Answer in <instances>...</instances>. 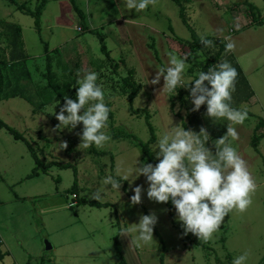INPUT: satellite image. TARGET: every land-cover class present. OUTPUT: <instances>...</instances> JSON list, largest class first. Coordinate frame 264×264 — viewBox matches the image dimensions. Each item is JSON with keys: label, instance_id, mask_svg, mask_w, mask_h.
<instances>
[{"label": "rangeland", "instance_id": "obj_1", "mask_svg": "<svg viewBox=\"0 0 264 264\" xmlns=\"http://www.w3.org/2000/svg\"><path fill=\"white\" fill-rule=\"evenodd\" d=\"M15 1L33 12L43 2L45 8L38 31L33 17L18 11L11 0H0L1 69L5 75L0 101V122L5 125H0V264L23 263L30 253L43 255L45 264H53L48 261L63 253L78 254L75 264H102L107 259L108 264H118L121 257L116 243L121 244L122 236L132 238L142 264H161V260L164 264H232L234 257L245 252L247 264H264V156L257 155L249 144L254 134L250 126L243 132L235 125L233 142L238 149V142L244 143L246 155L240 157L255 183L250 193L252 203L244 212L230 211L208 241L178 230L182 227L170 201L156 203L147 198L146 178H131L137 162V166L148 163L143 160L141 146L130 139H115L128 133L147 144L152 138L145 119L149 115L156 136L149 149L157 163L158 149L153 150L158 136L176 126L197 134L204 129L206 133L199 134L200 138L213 154L220 138L227 141V120L209 118L206 105L199 111L192 110L189 84L203 70L198 59L193 61L192 48L184 46L194 40L180 18L179 6L172 0H154L136 13L128 10L123 0ZM181 1L196 35L213 41L209 47L202 45L200 54L223 51L218 61L226 60L238 73L231 106L238 108L249 93L245 75L236 68V58L257 94L264 95V24H253V19L264 22V0ZM247 1L258 9L256 15L247 12ZM10 25L22 30L23 49L17 52L23 55L19 62L10 59ZM228 42L234 44L231 51L225 50ZM175 44H183L178 52L172 49ZM172 51L180 56L174 54L178 59L181 55L188 59L183 84L175 92H168L163 91V77L156 85L151 80L158 67L168 66ZM48 56L56 83L73 100L77 79L89 71L98 74L97 83L110 109L104 131L111 139L103 147L81 145L82 124L71 131L57 129L56 114L65 101L53 102L56 95L45 78ZM201 59L208 62L206 57ZM131 69L138 87L133 102L131 90L124 84ZM241 109L251 112L247 116L251 122L264 118V112L253 101ZM133 110L143 113L137 115ZM26 142L37 155L41 170L50 164L46 173L31 177L38 166ZM62 143L67 147L61 148ZM120 176L130 178L121 181L119 190L104 184L107 177ZM136 186L144 191L141 203L133 205L129 196L134 195L132 189ZM96 192L101 193L100 200L93 198ZM82 200L109 206L96 207ZM147 214H155L158 222L153 240L144 242L137 239L134 224ZM47 245L54 249L46 251ZM100 258L103 262H98Z\"/></svg>", "mask_w": 264, "mask_h": 264}, {"label": "clouds", "instance_id": "obj_2", "mask_svg": "<svg viewBox=\"0 0 264 264\" xmlns=\"http://www.w3.org/2000/svg\"><path fill=\"white\" fill-rule=\"evenodd\" d=\"M128 10L140 13L148 8L154 0H123ZM230 41V37H225ZM200 43L209 47L213 41L200 36ZM234 48L232 42L225 45L226 51ZM188 57H169L167 67H158L157 74L151 83L159 84L163 77V91L175 92L183 84ZM78 77L80 73H77ZM237 71L226 60L199 72L197 78L190 81V99L193 111H199L206 105V115L211 119H224L227 124L226 135L236 138L232 124H243L247 119V111L231 106L232 93L235 91ZM98 74L89 71L77 79L76 99L65 96L63 107L56 114L59 121L58 130L76 129L82 124L79 133L81 145L101 148L111 137L104 129L107 127L110 109L105 103V93L97 83ZM189 87V86H188ZM181 88V87H180ZM187 88V87H185ZM89 105L88 107H85ZM206 133L201 129L200 133ZM185 128L176 126L171 132L158 136L153 151L158 163H144L131 173L134 179L144 176L148 183L147 198L156 203H172L176 210L177 222L181 224L184 234L192 233L199 240L208 241L219 228L230 211L236 209L244 212L252 203L250 193L255 190V183L247 170L245 161L235 148L219 139L216 152L205 147L200 135ZM219 145H224L222 148ZM67 147L66 143L60 145ZM129 176L107 177L104 184L119 190L121 181L129 180ZM133 179V178H132ZM130 197L133 205L141 203L142 186L132 189ZM96 200L101 193L93 194ZM158 222L155 214L141 215L136 223L137 239L153 240L154 227ZM127 233V232H122ZM248 253L234 257L232 264H247Z\"/></svg>", "mask_w": 264, "mask_h": 264}, {"label": "trees", "instance_id": "obj_3", "mask_svg": "<svg viewBox=\"0 0 264 264\" xmlns=\"http://www.w3.org/2000/svg\"><path fill=\"white\" fill-rule=\"evenodd\" d=\"M175 4H177L179 6V15H180V18L183 22V24L190 30V32L192 33V37H193V40L194 42L193 43H190L191 47H192V52L196 51V53H198V51L200 50L202 44L200 43V38L196 35L195 31L193 30V28L190 26L189 24V21H188V16H187V12H186V7H184L183 3L181 0H172ZM191 0H185L184 3H189ZM11 3L14 4L17 8L18 11L22 12L23 14H26V15H30L31 17L34 18V24H35V28L40 31V23H41V16H42V12L45 8V3H41L36 11H31L27 8V6L25 4H17L15 0H11ZM248 10L247 12L250 14V15H256V11H258V9L252 5L251 3H249L248 1L245 3ZM73 7L75 9V11L78 13L79 17H83L82 13L80 10L77 9V7L73 4ZM260 17V16H259ZM259 20V19H258ZM257 19L254 20L253 24H257V25H263L262 23H259ZM10 31H11V50H10V59L12 61H15V62H19L20 61V58L23 54L19 51L17 52V50H19V48L23 49V40H22V30L21 28H18V27H15V26H12L10 25ZM20 49V50H21ZM48 48L46 46V54H48ZM102 51L105 52V45L103 44L102 46ZM1 53V52H0ZM223 54V51L217 53V54H214V55H210V54H205L203 52H201V56H203L204 58L206 57V59L208 60V62L206 61H199L201 64H202V70L203 71H207L210 67H213L215 64L219 63V59H220V56ZM224 55H228V53H225L224 52ZM201 56H198L197 55L195 56V58L193 59L196 60L198 59L199 57ZM0 57H3V54H1ZM25 57H23L24 59ZM2 59V58H1ZM210 60V61H209ZM210 63V65H209ZM4 64V61L0 60V101H1V94H2V89L4 87V74H3V71L1 69V65ZM235 65H236V68L239 72V74L243 75L241 73V70L238 66V64L235 62ZM189 72H191L192 70H188ZM134 70H129L128 71V76L124 79V84L131 90V93H130V101L133 102V100L135 99V97L137 96L138 94V87H137V84L134 82ZM45 78L46 80L48 81V87L51 88L52 92L55 93L56 95V99L53 101L54 103H57V102H64V98H65V91H62L60 86L56 83L55 81V74L53 72V65H52V61H51V58L50 56H48L46 58V74H45ZM50 103V102H49ZM133 112L137 115H141L143 112L140 111V110H136ZM146 119V122H147V125H148V128L150 129V132H151V140L146 144V143H141L138 141L137 137L134 136V135H131V134H128V133H125V134H122L121 136L119 137H116L115 139L119 140V139H130L132 140L133 142H135L137 145L141 146L142 148V151H143V160L148 162V163H151V164H156L157 161L154 159L153 155L151 154L150 152V149H149V145L150 144H153L156 142V136H155V130L154 128L152 127L150 121H149V115H147L145 117ZM0 125L2 127H4L5 125L0 122ZM261 125L262 123L260 122L259 125L257 126V129H260L261 128ZM9 132L15 136V138L17 139H21L20 135L18 133H16L15 131L13 130H10L8 129ZM258 141V138H254V145L256 147V143ZM30 152L32 153L33 155V158L35 159L36 161V164L38 166L39 164V159L37 158V155H35L33 149L31 148V146L26 142ZM92 153H97V151H95L94 149H92ZM102 155H107L105 152H102L101 153ZM50 164L48 166H45V167H42V170L40 169L41 166H38L36 169L33 170V173L31 175V177L33 176H36L37 175V172L38 171H42L43 173H46L47 172V168L46 167H49ZM68 167V166H66ZM76 188V183L74 185V189ZM127 189V185L125 184V190ZM131 197V196H129ZM82 203L84 204H89V205H94L96 207H107L109 206L108 204H99V203H96L94 201H91V200H82L81 201ZM172 207L169 208V217L170 219L172 220ZM173 226L175 228H178L175 223H173ZM178 230L181 232V233H184L183 230L181 228H178ZM199 245H202V244H199ZM205 249H209V248H206V246H203ZM116 248H117V254L119 257H121V254H120V250H119V246L118 244L116 243ZM230 257V256H228ZM120 264H126L122 258H121V262ZM161 264H164L163 260H161Z\"/></svg>", "mask_w": 264, "mask_h": 264}, {"label": "crops", "instance_id": "obj_4", "mask_svg": "<svg viewBox=\"0 0 264 264\" xmlns=\"http://www.w3.org/2000/svg\"><path fill=\"white\" fill-rule=\"evenodd\" d=\"M253 20H255V19H253ZM258 22L264 24V22L261 21L260 19L258 20ZM180 45L183 46V44H175L172 47V49L175 48V50H176L175 52H178L177 49L179 48ZM184 46L185 47L188 46L190 48V50L192 48L191 45H188V44L184 45ZM175 52L172 51L171 55L177 54ZM190 54H192L194 56L197 55V57L201 56L200 51H198V53H196V51L192 52V50H191ZM0 56H1V53H0ZM181 57H184V55H181ZM0 60L2 61L3 57H0ZM198 61H202L201 57L198 58ZM235 62L238 64V66L241 70V73L243 75H245L246 80H247L246 81L247 88L249 90V93L246 95V97L242 101H240V105L237 109H240L242 111H247V113L251 114V112L248 111L247 109H241V106L249 103L250 101H253V102L257 103L259 105V107L262 109V111L264 112V95L257 94L254 87L249 82L247 74L244 71L243 67L241 66V64L237 58L235 59ZM209 65H210V63H209ZM4 78H5V75H4ZM261 85L264 87V81L263 80L261 81ZM13 96L14 95H12V97ZM260 122L262 123L261 128L257 129V126L259 125ZM235 125H237L240 128L239 130H243V132H245L244 130H246V128H248L247 126H250L251 132H254V134L252 136V141L249 144L251 145L252 149H254V151L257 153V155L264 156V137L262 138V136H264V118H261L259 120L253 119V122H251L250 119L247 118L243 124H232V127L234 128ZM255 137L258 138V141L256 143V147L254 145V138ZM225 143L232 146L233 148H235V150L237 151L239 156H242V154L246 155L244 143L238 142L239 147H240L238 149L237 144L233 142V138L229 135H227V141ZM41 173H43V172L38 171L36 176L40 175ZM118 245H119L121 258L126 264H142V261L138 256V252L135 248L134 242H133L131 237L128 238L127 236H122L121 244L118 243ZM120 245L123 247V249L121 248ZM53 249H54V247H51V250H53ZM51 250H49V251H51ZM46 251H48V250H46ZM78 257H79L78 254H70V256H69V255H66L65 253H63L60 256H56L54 260L50 259L48 261V263L53 262V264H75L74 261L77 260ZM102 258H100V260L98 262H103V261H101ZM120 262L121 261L119 260L118 264H120ZM45 263H46V261L44 260L43 255H41L40 253L39 254H31L30 253L27 261H24L23 263H15V264H45ZM102 264H108V259H107V262H103Z\"/></svg>", "mask_w": 264, "mask_h": 264}, {"label": "water", "instance_id": "obj_5", "mask_svg": "<svg viewBox=\"0 0 264 264\" xmlns=\"http://www.w3.org/2000/svg\"><path fill=\"white\" fill-rule=\"evenodd\" d=\"M46 250H51V246L50 245H47V248H46Z\"/></svg>", "mask_w": 264, "mask_h": 264}]
</instances>
